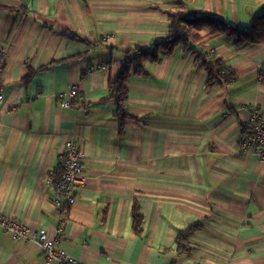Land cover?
I'll list each match as a JSON object with an SVG mask.
<instances>
[{"label": "crops", "instance_id": "crops-1", "mask_svg": "<svg viewBox=\"0 0 264 264\" xmlns=\"http://www.w3.org/2000/svg\"><path fill=\"white\" fill-rule=\"evenodd\" d=\"M184 1V12L238 28L264 12V0ZM171 3L0 0V215L49 237L60 229L56 248L83 264H264V164L239 147L252 106L264 113V46L201 47L234 71L225 88L205 89L206 73L181 47L147 64V76L126 84L135 119L121 135L114 104L102 101L125 50L168 34ZM28 69L35 75L24 85ZM70 88L78 97L63 109L56 97ZM74 135L87 183L61 213L48 175ZM134 204L140 235L131 229ZM197 223L176 257V236ZM0 264H39L37 250L0 229Z\"/></svg>", "mask_w": 264, "mask_h": 264}, {"label": "trees", "instance_id": "trees-1", "mask_svg": "<svg viewBox=\"0 0 264 264\" xmlns=\"http://www.w3.org/2000/svg\"><path fill=\"white\" fill-rule=\"evenodd\" d=\"M184 0H172L174 11H168L169 31L165 37L159 38L146 46H133L125 50L124 61L115 80L107 84V96L102 101H110L116 108L114 115L117 121V132L121 135L125 129L127 120L135 119L126 110L125 103L128 97L126 84L132 77H145L148 75L147 64H156L162 57H170L174 51L181 47L184 53L194 56L198 66L206 73L205 89L225 88L236 80L235 73L214 54L202 50L207 43L223 40L229 43L234 50L240 51L250 46H264V12L252 17L248 26L238 28L224 19L209 14L196 12H184ZM1 10H7L2 8ZM61 35L83 45L90 43L77 35L64 29ZM72 57L64 62L77 59ZM108 64L110 62H107ZM58 62H51L40 71H46L54 67ZM34 72L28 69V74L23 80L27 85L34 77ZM226 106V103H224ZM242 135L245 136L248 125L240 126ZM131 229L135 235L141 234L143 218L140 215L139 206L134 204L131 210ZM201 230V224L197 223L184 231L179 232L175 238L176 257L187 253L188 238ZM172 261L171 264H174Z\"/></svg>", "mask_w": 264, "mask_h": 264}, {"label": "built area", "instance_id": "built-area-1", "mask_svg": "<svg viewBox=\"0 0 264 264\" xmlns=\"http://www.w3.org/2000/svg\"><path fill=\"white\" fill-rule=\"evenodd\" d=\"M77 89L70 88L65 94H58L57 100L63 109H68L76 103ZM4 102V94L0 78V106ZM248 130L241 137L239 147L243 157L253 156L259 163L264 164V113L258 106H252L248 118ZM75 135L68 140L58 156V167L48 175V183L57 193L58 199L54 205L65 212L71 208L77 195L86 187L84 156L75 145ZM0 229L9 233L16 242H31L37 250L39 264H83L79 259L68 255L56 248L61 230L48 236L45 231L36 232L33 228L23 225L17 220L0 215Z\"/></svg>", "mask_w": 264, "mask_h": 264}]
</instances>
